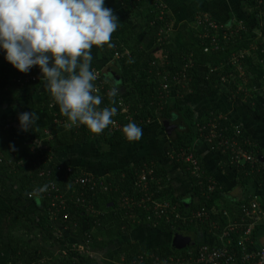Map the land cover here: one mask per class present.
Wrapping results in <instances>:
<instances>
[{
	"label": "trees",
	"instance_id": "obj_1",
	"mask_svg": "<svg viewBox=\"0 0 264 264\" xmlns=\"http://www.w3.org/2000/svg\"><path fill=\"white\" fill-rule=\"evenodd\" d=\"M260 1V2H259ZM119 4L124 6L125 12L134 21L137 31L144 34L145 39L139 40V35L135 29L125 22L118 21V27L111 35L112 47L104 46L98 48L101 55V65L96 69L106 66L111 78H104L108 84L112 85L116 81L119 92L123 97L124 104L129 107L132 116L136 120L142 121V126L146 127L147 119L155 120L157 130L165 129L163 122L174 120L177 123V130L168 132L170 145L174 152L181 150L191 151L195 154L192 147L194 139L199 138L197 125L204 124L207 120L214 121L216 128L221 130L229 121L225 118L216 117V112H210L195 123L192 120V112L187 105H182L186 94L194 91L196 80L201 70H206L204 74L207 85L216 86L223 79L230 81L231 92L233 95L243 96V92L236 91V83L230 79L229 60L232 54L238 49L250 50L249 55L241 59L240 62L247 64L249 71L256 77L264 73L263 66L260 64V53L253 48L256 41L258 47H264V22L259 23L260 15L264 19V0H240L243 28H239L236 23L231 25H221V31L215 37L216 50L212 48V30H207L204 18H209L201 11L191 14L188 20H184L173 28V18L159 0H119ZM212 19V18H211ZM172 25V26H171ZM222 32H225L222 35ZM258 33L260 38H258ZM203 34L208 36L203 37ZM148 41L147 44H144ZM261 42V43H260ZM260 43V44H259ZM204 47H208L204 51ZM187 66V78L175 82L173 78L176 73ZM15 69L11 71L9 85L2 92L3 97L11 99L17 92L25 88L37 89L42 80L25 83L23 85L12 82L15 76ZM31 72H36L41 76L37 66H33ZM101 77L103 78L102 70ZM229 75V76H228ZM166 80L172 86V91L166 98H160V81ZM108 79V80H107ZM100 109L104 107H116L115 97L101 96ZM255 98L246 100L247 107L251 106V101ZM50 101L49 97L44 98L34 106V109L43 110ZM7 120L0 123V129L13 123L14 114ZM121 117V116H119ZM56 119L66 121V117L60 113L46 114V125L49 132H44L43 127L33 126L28 135L20 128L13 127V137H8L2 143L0 142V240L5 238L10 250L9 260L6 264H98L87 255L79 252L77 245L73 246L66 242L64 238L56 236L58 227L67 229L68 233L80 234L82 240L93 248L99 249L104 243L115 241L138 227L140 224H148L159 234L173 236L174 233L188 234L191 232L204 231L220 233L227 225L229 220L239 221L242 217L241 204L239 201V211L233 218L228 212L219 208L216 203V195L219 193V186L213 193L203 195L198 186V178L189 176L192 184L191 197L192 202L185 205L180 197L174 196L171 187L168 185L164 176V171L157 165L158 158L155 156L142 155L130 167L115 169L107 176L102 177L103 182L111 185L110 192H103L100 189H94L91 194L87 193L84 199L88 201L91 207L96 211H102L94 215L91 208L84 205H75L71 201L66 211L59 210L54 212V208L49 205V201L44 204V193H37L34 190L46 185L54 180L61 190L66 185L62 177L63 171H58L61 166L71 168L70 178L79 174H86L80 167H75L60 162L50 151L55 147V143L66 146H81L85 144H97L99 142L113 145L115 142L125 140L123 134L118 131L108 133L107 127L99 134L92 133L86 126H73L70 130L64 127V124L55 122ZM124 120L122 119L121 122ZM226 127V126H225ZM231 128V127H230ZM228 127V129H230ZM221 135H228L221 132ZM229 134L233 135L231 130ZM249 139L248 134L241 130L239 137ZM250 140V139H249ZM45 141L48 149L44 150L37 146L38 142ZM253 144V143H252ZM254 147H256L254 145ZM253 147V148H254ZM256 149H258L256 147ZM196 156V155H195ZM175 165L178 168L185 169V164L181 160L173 157ZM228 166L238 170L239 184L246 186L253 184L256 191L252 194L262 196V210H264V177L261 172H250L247 166L236 168L235 165ZM154 167V179L148 182V192L150 198L145 199L142 192L134 181L136 174L143 167ZM44 176H40V172ZM50 171L47 175L46 172ZM89 174V173H88ZM98 178V176H97ZM101 178V179H102ZM13 187L14 192L9 190ZM115 190V191H114ZM28 193H33L29 196ZM207 195H209L207 197ZM123 196H129L136 203L133 208L127 207L122 201ZM47 200V198H44ZM167 200L171 205H176L178 210H190L195 207H201L208 210L207 220H194L192 222L167 221L164 218L157 219L150 211L151 201ZM132 200V201H133ZM133 201V202H134ZM33 205V208H31ZM223 212H226L224 214ZM64 213L66 215L64 216ZM83 221H88L92 228L82 230ZM156 223L153 227L151 223ZM245 224L248 226L249 222ZM14 232L12 231V228ZM217 227V228H216ZM250 239L255 237L258 230L264 231V216L251 228ZM36 233L44 241L41 246L34 244L28 235ZM232 247L240 255V246L237 241L242 234H234ZM48 243V244H47ZM205 243V242H204ZM45 244L47 247L45 248ZM104 244V245H103ZM199 243L195 246L180 245H160L142 249L137 242L126 240L120 245V253L124 264H139V257L144 259L143 264H152L154 258H167L170 256H180L188 258L196 252ZM245 244V243H244ZM57 246L58 251L64 252L62 258L55 257L50 246ZM219 243L217 246H221ZM49 256V257H48ZM246 264V263H242Z\"/></svg>",
	"mask_w": 264,
	"mask_h": 264
},
{
	"label": "crops",
	"instance_id": "obj_2",
	"mask_svg": "<svg viewBox=\"0 0 264 264\" xmlns=\"http://www.w3.org/2000/svg\"><path fill=\"white\" fill-rule=\"evenodd\" d=\"M162 2L165 8H168L169 13L173 18V28L184 20H188L193 12L201 11L204 15H208L209 18L215 22H219L223 25H230L232 23H243L245 19L241 15L240 0H159ZM105 7L111 8L114 14L117 16L118 21L125 22L135 29L136 34L139 35V40L145 39L144 34H140L137 31L134 21L125 12L124 6L119 4V0H105ZM171 25V26H172ZM260 38V35H258ZM145 41L144 44H147ZM261 43V42H260ZM259 43V44H260ZM257 47L256 41L253 44V48ZM261 48L258 47L256 51L259 52ZM92 62L91 68L101 65V55L96 46L91 49ZM262 63H264V51L261 52ZM247 65V64H246ZM248 66V65H247ZM12 65L4 59V54L0 51V123L7 120L9 116L16 109L14 114L13 123H9L4 128L0 129V135L6 134L13 137V127L19 128L18 115L22 112H33L38 117L34 126L43 127L45 133H47V139L49 138L46 125V114L48 113H60L58 105L48 103L47 107L43 110L34 109V106L41 102L44 98L49 97L50 94L45 86L44 80L41 82L37 89L25 88L17 92L11 99L3 97L2 92L5 91L9 85L11 77ZM264 69V67L262 68ZM103 76V82L108 86V82L104 78H111L108 68L106 66L101 67ZM204 69L198 74L196 80V86L194 91L186 94L182 105H187L192 112V120L195 121L198 118L210 112H216L226 118L229 123L239 125L242 130L248 134L250 141L264 152V107L259 98H255L251 101V106L247 107L246 100L242 96L233 95L231 92L228 81H221L216 86H209L206 83L204 77ZM261 75H264L262 73ZM260 78V77H259ZM251 74L250 80L259 79ZM108 80V79H107ZM249 80V82H250ZM250 84V83H248ZM250 86V85H246ZM239 92V91H237ZM61 119H56L55 122L60 123ZM65 121V120H64ZM61 124V123H60ZM165 129L157 130L154 123L148 124L142 129V136L139 141L129 142L127 139L115 142L113 145L106 143L97 144H85L81 146H66L55 143V147L50 151L53 155L63 164L80 167L86 173L104 177L109 172L122 167L132 166L140 156H155L158 158L156 162L159 167L164 171V176L168 185L172 189L174 196L180 197L185 205L192 202L194 198L191 197L192 184L189 179L190 170L178 168L175 165L174 159L171 156V152L174 150L170 145L168 132L171 130L167 124ZM29 131L25 132L28 135ZM3 142V141H2ZM1 142V143H2ZM41 149L47 150L48 146L45 141H40L37 144ZM192 147L195 151V155L201 168V176L204 178L213 179L217 186H219V193L216 195L215 203L219 208L228 212L229 216L233 218L239 211V201H243L247 197H250L253 191H256V187L253 184L243 186L239 184V172L235 168L228 166L226 155L218 150H212L200 137L194 139ZM193 210H196L195 207ZM208 217L206 218V220ZM230 221V220H229ZM153 227L156 223H151ZM88 227V228H86ZM61 230L67 231V229ZM82 230H89L92 225L88 221H83L81 225ZM178 233H174L176 235ZM184 234V233H180ZM173 236L159 234L148 224H140L135 229L130 230L127 235L118 238L115 241L104 243L101 248L96 249L88 245L84 240L77 242L82 246L81 251L83 255H87L92 258L98 264H124L121 256L119 259L120 245L126 240L134 241L139 244L142 249L150 248L152 246L160 245H173ZM187 235V234H184ZM191 240L188 246H195L199 243L218 245L220 240L218 238L219 233H208L202 230L197 232L188 233ZM82 238V237H81ZM244 242L245 250L248 253H253L259 247L264 246V231L258 230L255 237H246ZM175 245V244H174ZM75 246V244H73ZM181 246V245H180ZM182 247V246H181ZM4 246L0 247V260L5 259Z\"/></svg>",
	"mask_w": 264,
	"mask_h": 264
},
{
	"label": "clouds",
	"instance_id": "obj_3",
	"mask_svg": "<svg viewBox=\"0 0 264 264\" xmlns=\"http://www.w3.org/2000/svg\"><path fill=\"white\" fill-rule=\"evenodd\" d=\"M117 27L118 18L105 7V0H0V51L4 59L21 73H28L33 66L39 68L52 100L67 118L64 127L69 130L84 125L99 134L113 122L117 109L98 107L102 98L95 94L97 76L90 65L93 46L112 47L111 35ZM259 61L264 67L262 59ZM118 92L113 80L108 96L115 97ZM37 119L32 111L20 113V130L29 131ZM122 132L129 142L142 136V129L131 121ZM46 190L44 185L34 191Z\"/></svg>",
	"mask_w": 264,
	"mask_h": 264
},
{
	"label": "built area",
	"instance_id": "obj_4",
	"mask_svg": "<svg viewBox=\"0 0 264 264\" xmlns=\"http://www.w3.org/2000/svg\"><path fill=\"white\" fill-rule=\"evenodd\" d=\"M260 2V1H259ZM259 23L264 22L263 15H260ZM204 23L206 24L207 30H212V48L216 50L218 46L215 44V37L221 31V25L217 24L214 20L210 18H204ZM231 25V24H230ZM239 28H243L241 23H237ZM225 32H222L224 35ZM258 35H260L258 33ZM208 36L207 34H203V37ZM253 46V45H252ZM208 47H204V51H207ZM255 50L258 49L254 47ZM250 50L248 49H238L235 54H232V57L229 60V73L230 79L236 83L237 91L243 92L245 100L251 98H259L262 102V106L264 107V75H261L259 79L250 80L251 72L247 68L244 63L240 62L241 59L245 58L249 55ZM264 51V47L259 50V53ZM13 67V66H12ZM14 68V67H13ZM15 69V68H14ZM15 76L12 77V82L23 85L25 83L34 82L38 80H44L42 76L37 75L36 72L21 73L17 69H15ZM92 71L96 73L97 79L93 82L97 92L95 94L100 96H107L108 92L111 89V86H108L103 82L101 77V72L99 69L91 68ZM228 75V76H229ZM187 78V66L184 65L182 70H179L176 73V77L173 78L175 82L179 80H183ZM250 80V82H249ZM223 81L228 83L230 82L227 78L223 79ZM250 83V84H248ZM250 85V86H246ZM160 98H166L170 92L172 91V86L163 78L160 81ZM117 112L116 115L112 117V123L107 126L108 133L112 134L115 132H119L123 134L122 128L128 124L130 121L136 123L138 126L142 124L141 120H136L133 118L129 107L124 104V100L120 92L115 96ZM50 96V103H53ZM105 108V107H104ZM103 109V108H102ZM121 116V117H119ZM216 117L222 118L223 116L220 114H216ZM224 118V117H223ZM124 120L121 122V120ZM225 119V118H224ZM212 120V119H211ZM207 120L204 124L197 125V133L199 137L210 146L212 150H218L221 153L226 155L227 162L230 165H235L236 168H243L244 166L248 167L250 172H261L264 177V152L256 149L254 144L249 139L238 138L239 133H241L242 128L239 125L229 123L225 125L221 130L216 128V124L214 121ZM61 124L66 123V121L61 120ZM147 124L155 123L153 119H147ZM228 127L230 129H228ZM229 130L234 133L233 135L229 134ZM221 132H225L228 135H221ZM123 137L125 138L124 134ZM126 139V138H125ZM254 147V148H253ZM172 157H176L177 160L183 161L187 169L190 170V176L198 178V186L203 195L211 194L217 188V183L213 179L204 178L201 176V168L197 157L191 151L181 150L179 152H171ZM58 171H63L65 175L62 179L65 181L66 185L64 189L61 190L58 184L51 180L47 185V190L44 193L43 203L46 204L49 201V205L54 208L55 211L63 210L68 211L69 205L68 202L71 201L75 205H81L84 207L87 206L91 208V212L96 215L102 213V211H95L87 200L84 199V196L89 193H92L96 189H100L103 192H110L113 190L111 185L104 183L103 178L88 174H79L70 178L71 168L66 167L63 169L61 166L57 168ZM47 175L50 174V171L46 172ZM40 176H44V172L39 173ZM102 178V179H101ZM154 179V167L147 166L143 167L138 174H136V179L134 181L135 186H137L142 192H144L145 199L139 201L144 202L150 198L151 194L148 192V182ZM95 189V190H94ZM115 191V190H114ZM207 195V197L209 196ZM262 196L257 194H251L250 197L244 199V203L241 204V213L242 217L239 221L230 220L227 225L221 230L218 235L221 246L217 245H209V244H200L198 245L196 252L188 256V258H183L180 256H170L167 258L158 259V257L154 258L152 264H264V246L259 247L253 253H248L245 249L244 242L247 240L246 237L250 235L251 228L258 223L261 218L264 216V210H262ZM131 197L123 196L122 201L127 207L133 208V204L136 202L132 201ZM264 203V197H263ZM150 211L152 215L161 219L164 218L167 221L177 222V220H182L183 222H192L194 220H206L208 217V210L206 208L201 207L199 209L193 210H178L176 205H171L167 200H153L151 201ZM64 213V216L66 215ZM226 214V212H223ZM248 221L249 225L247 226L245 222ZM217 228V227H216ZM242 234V237L237 241V244L240 246V255L235 253L233 247L231 246L233 243L234 234ZM144 259L139 257V264H143ZM34 264V262L30 263Z\"/></svg>",
	"mask_w": 264,
	"mask_h": 264
},
{
	"label": "rangeland",
	"instance_id": "obj_5",
	"mask_svg": "<svg viewBox=\"0 0 264 264\" xmlns=\"http://www.w3.org/2000/svg\"><path fill=\"white\" fill-rule=\"evenodd\" d=\"M204 71L206 72V70H204ZM236 91H237V88H236ZM8 137H10V135L9 136L6 135V134L0 135V142L6 140ZM9 190L11 192H14V189L11 186H9ZM31 208H33V205H31ZM86 228H88V227H86ZM10 232L13 233L14 232V229L12 228V231H10ZM56 236H60V238H62V239L64 238V240H66V242L71 243L72 245L73 244L77 245V248H78L79 252L81 253V251H82L84 253V250H82L83 249L82 248L83 245H80L79 246V243H77V242H81L82 241V238H81V235L80 234L68 233L66 231L61 230V228L58 227V231L56 232ZM28 238H30V240H32L34 242V244L37 245V246H41L43 244V242H44L37 233H36L35 236L33 234L28 235ZM47 244H45V248L47 247ZM1 246L2 247L4 246L5 250H8V252L5 253V259L4 260H0V264H6L7 261L9 260L10 250H9V247H8L7 240L5 238H3V239L0 240V247ZM51 250L55 254V257L62 258V257L65 256L64 252H60L59 253L57 246H53V245L50 246V251ZM58 264H60V263H58Z\"/></svg>",
	"mask_w": 264,
	"mask_h": 264
},
{
	"label": "water",
	"instance_id": "obj_6",
	"mask_svg": "<svg viewBox=\"0 0 264 264\" xmlns=\"http://www.w3.org/2000/svg\"><path fill=\"white\" fill-rule=\"evenodd\" d=\"M167 124L169 126L170 129H175L177 127V123L174 120H169V121H165L164 125ZM191 240V237L187 234H176L173 237V245L177 244V245H181V246H187L189 244Z\"/></svg>",
	"mask_w": 264,
	"mask_h": 264
}]
</instances>
